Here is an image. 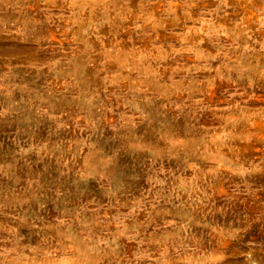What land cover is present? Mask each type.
<instances>
[{"label": "rangeland", "instance_id": "rangeland-1", "mask_svg": "<svg viewBox=\"0 0 264 264\" xmlns=\"http://www.w3.org/2000/svg\"><path fill=\"white\" fill-rule=\"evenodd\" d=\"M0 264H264V0H0Z\"/></svg>", "mask_w": 264, "mask_h": 264}]
</instances>
